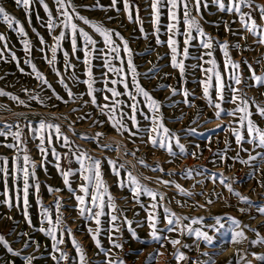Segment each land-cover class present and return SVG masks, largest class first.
Returning <instances> with one entry per match:
<instances>
[{
  "label": "rangeland",
  "instance_id": "rangeland-1",
  "mask_svg": "<svg viewBox=\"0 0 264 264\" xmlns=\"http://www.w3.org/2000/svg\"><path fill=\"white\" fill-rule=\"evenodd\" d=\"M71 2L81 16L118 32L124 40L128 41L133 63L137 66L138 83L150 93L152 98L160 102L159 115L162 116L165 127L179 138L180 144L184 145L185 152L180 153L175 140L172 141V148L176 155H172L166 149L153 147L148 142L147 136H131L128 132L116 131L107 117L101 114L98 105L102 106L113 99H119L124 103L122 110L131 115L127 105L132 101L127 96L113 98L110 92L102 91L105 87H115L121 93L125 90L123 84L105 85V73L109 81L117 77L108 72L103 66L102 59H93L91 68L95 79L97 103H91L92 97L87 94V85L83 83L88 79L85 75L86 66L83 63L84 54L82 51L73 54L70 38L66 36L61 41V47L57 52L55 68L60 71L68 88L76 97L74 100L69 99L67 90L53 71V66L47 62L51 59L50 49L55 43L53 37L58 36L61 29L57 28L49 32L46 27L48 14L40 0H32L28 10L30 19L23 7L18 6L15 0H0V7L18 20L27 34L22 36L15 25L9 28L0 18V36L4 37L0 40V50L4 51V58L0 59V90L24 101V104H20L8 96H0V130L7 131L4 126L17 124L23 129L28 154L37 164L36 178L40 185L38 193L35 189H29L27 208L28 218L31 220L29 224L24 215L22 201L17 206L11 178L8 179V188L13 198V206L9 208L2 203L5 199L3 195L5 185L3 178L0 177V235L5 237L14 252L21 253L20 256H15L7 252L0 244V264H25L24 257H32V264H56L52 256L58 253L53 252L51 238L38 229L49 227L47 222L41 223V206L49 209L51 218L55 222L57 214L55 202L58 199L61 202L59 211L62 214V223L71 229V235L63 232L64 243L59 245L69 257L61 264H79L78 253L72 244L73 239L82 247L87 264H106L107 256H110L112 260L119 258L125 264H146L150 255L155 256L150 264H208L210 256L215 264H245V261L240 260V256L245 254L250 264H264V215L257 211V208L264 206V149L255 147L247 140L242 145L236 143L232 129L239 128V124L228 115L235 105L229 102L231 92L227 87L224 91L225 100L222 103L225 111L221 117L215 116L214 109L204 99L200 81L205 76L197 65L203 64V68H208L210 65L198 59L203 52L207 51L200 47V38L192 41V46L189 47V58L184 60L185 74L182 78L179 69L171 66V51L167 46L166 25L169 21L166 10L163 11L160 19L159 39L162 43L157 44L150 7L151 0H132L134 5L139 6L140 22H135V10L133 20L128 19L122 2L117 5L119 11L109 7L111 0H71ZM224 2L227 3L228 0ZM253 2L257 6H264V0H253ZM44 3L48 5L53 17H56L55 0H44ZM97 3L102 5L104 10L93 9ZM208 5L207 8L201 7L202 15L197 19L203 31L212 38L213 58L217 62L225 83H230L229 73L224 68L225 57L219 45L227 42L230 58L240 65L237 72L242 78V83L238 87L242 88L256 105L264 106V86H252L249 67L251 66L257 75H264V44L258 43L259 36L245 31L234 14L220 12L211 0H208ZM244 11L248 9L245 8ZM256 19L258 23L264 24L259 15ZM74 22L98 41V48H105L99 34L89 25L79 20ZM226 25L231 28V31L226 29ZM141 26L143 32L140 30ZM180 27L183 30L182 24ZM193 35L196 33L193 32ZM242 36L246 39H242ZM41 37L44 44L41 43ZM176 38L182 50L183 37ZM25 40L29 43L30 52L24 50ZM113 40L122 49V41L115 36ZM236 44L240 47H233ZM80 45L82 41L78 38V46ZM65 51L69 53V61L74 66L72 68L65 69L63 55ZM10 53H14L17 60H13ZM120 55L126 62L127 54L121 50ZM178 59L183 57L180 56ZM203 59L206 61L210 58L204 56ZM26 60H31V63L35 64L37 70L51 84L52 89L63 97L62 100H57L50 89L42 87L32 72L31 64L25 63ZM113 64L117 67L121 66L119 61L114 60ZM152 69L156 71L151 72ZM128 82L129 90L134 92L130 73ZM214 84L215 80H213ZM25 89H28L27 93ZM173 89L177 90L176 94H173ZM185 91L188 93L187 97L184 95ZM33 94L42 97L44 103L31 99ZM210 95L215 101L214 87L210 89ZM105 96L109 97L108 101H105ZM48 97L52 98L48 99ZM186 100L188 103L185 102ZM137 101L142 110L136 116L139 127L142 129L150 127V121L145 119V114L151 116L152 113L146 107L142 96H137ZM250 110L253 121L264 128V117L257 113L255 106H252ZM41 120L60 125L63 134L74 142L73 149L79 146L80 151H86L101 161L102 179L113 198L116 211L112 212L105 207L106 215L101 217L100 232L97 236L100 247L89 232V229H92L95 233L98 226L94 220L81 217L79 205L75 199V195H83L79 191L83 181L77 171L79 164L75 157L63 158L64 153L69 150L61 147L60 142L54 138L56 151L62 156L59 161L60 169L64 171L71 169L76 172L75 175L69 176L71 188L75 190L74 195L65 185L60 170L56 167V159L51 154L42 158L37 151L38 141L25 127L26 125L37 127ZM125 123L132 131L136 130L127 119ZM190 129H195V132H190ZM16 130L15 127L11 129V131ZM242 132L247 136L246 131L242 130ZM97 133L102 134L98 141L81 138L96 136ZM12 142L10 133L7 136H0V157L9 158V168H11V158L17 154L16 149L6 147ZM250 155L256 159L248 164L240 162L249 160ZM109 161L115 162L118 167L123 165L119 175L112 171ZM188 170H191L190 175L187 174ZM128 173H131V177L141 185L163 196V200L157 197L159 206L155 209L156 216L160 218L157 227L162 230L158 233L161 236L160 242L151 240V230L148 227V215L153 211L151 205L155 201L144 194L140 195L138 200L134 198L130 190ZM222 177L228 178L225 183L231 182L234 192L241 193L248 202L240 201L237 196L229 192L219 182ZM165 180L171 183L168 185L161 183ZM177 185L180 187L177 188ZM49 187L59 191L50 193ZM185 193H191V195H185ZM86 199L90 200V197ZM209 200L211 203H208ZM165 208L181 218L180 226L176 231H167ZM110 215L118 216L116 223L120 228L119 233L109 231ZM229 217L238 220L243 228L246 239L242 243L232 242ZM216 218H220L225 223V228L219 231L214 229ZM125 219L131 222L130 225L125 223ZM133 231L139 239L133 237ZM197 231L206 233L212 238V243H206L198 238ZM25 233L27 235H23ZM57 236L61 238L60 231L57 232ZM110 236L123 244V248L112 247ZM29 238L32 243L25 249L24 245ZM170 240H179L180 243L173 247ZM177 250L183 253L185 259L177 261L174 258L173 254ZM157 253L159 255H156Z\"/></svg>",
  "mask_w": 264,
  "mask_h": 264
},
{
  "label": "snow or ice",
  "instance_id": "snow-or-ice-1",
  "mask_svg": "<svg viewBox=\"0 0 264 264\" xmlns=\"http://www.w3.org/2000/svg\"><path fill=\"white\" fill-rule=\"evenodd\" d=\"M123 3V10L127 14L128 19L130 21L133 20V11L136 12L135 22H140L139 18V6L134 5L132 0H111L110 8H114L119 11L117 7L118 3ZM212 4L216 5L220 12L231 13L234 14L239 23L243 26V29L254 36H259L260 39L258 43L264 44V24L258 23L256 16L259 15L261 21H264V6H257L254 4L253 0H228V2H224V0H211ZM15 3L18 6L23 7L26 12V15L29 16L30 19V9L32 0H15ZM40 3L43 5L45 12L48 14V22L47 29L49 32L55 31V29L60 28L61 31L58 36H54V46L51 47V59L47 60L49 65L53 66V71L60 78V83L64 85L67 90V95L69 99H76L71 89L68 88V85L65 83L63 76L60 71L55 68V63L57 59V52L61 47V41H63L66 36L70 38L72 53L75 54L78 51H82L84 54L83 63L86 66L85 75L88 79L84 80L83 83L87 85V94L92 97L91 103L96 104L95 92L94 88L95 79L92 73V60L93 59H102L103 66L108 70V72L112 73L116 79H111L110 81L105 76V85L111 83L112 85L123 84L124 92H118L115 87L107 88L105 87L102 91H107L111 93L113 98H118L121 95L127 96L129 100L132 102L127 105L130 109L131 115L126 114L122 109L124 107V103L119 99H113L110 103H105L100 107V111L102 115L107 117V120L111 123V126L120 132H128L131 136H147L148 142L151 143L153 147H159L161 149H166L170 154L176 155L173 152L172 141L175 140L176 145L179 147V151L181 154L185 152V147L183 144L179 143V138L175 137L170 130L165 127L162 116L159 115L161 104L157 100L151 97L150 93L146 91L137 81V66L133 63L132 52L129 48L128 41L124 40V38L113 30L105 28L102 24H96L90 21L89 19L81 16L79 12L76 10V6L71 2V0H55L56 3V11L57 16L53 17L52 12L48 9V5L44 3V0H40ZM207 8L208 0H151V14L152 20L155 27L156 33V42L157 44L162 43L159 39V30H160V19L163 11L166 10L167 18L169 23L166 25L168 40L167 46L171 51V66L173 68L179 69L180 75L183 78L185 74V63L184 60L189 58V47L192 46V41L196 40L198 37L199 45L201 48L207 50L201 54L198 58L203 63L209 64L210 67L203 68V64L197 65L201 68L204 73L205 78L200 81L203 88V97L207 100L208 105L214 109V114L217 118L221 117V114L225 111L222 108V103L225 100L224 91L227 87L231 92L230 103L234 104L235 107L228 112L229 116H232L236 123L239 124V128H233L232 133L235 136L236 143L238 145H242L245 140L248 143L253 144L255 147L264 149V128L258 126L252 119L251 107L255 106L257 109V113L264 117V106L256 105L254 101L247 97V94L243 91L242 88L238 87L242 83V78L238 74L237 70L240 65L233 61L229 56V44L224 42L219 45L221 50L224 53L225 61L224 68L229 73L228 81L230 83H225L224 77L219 71L216 60L213 58V41L210 36L203 31L200 23L197 19L198 16H201V7ZM99 8L100 10H104V7L99 3L93 6V9ZM247 8L248 11H244ZM92 10V9H89ZM0 18L7 24L9 28H12L14 25L16 26V30L22 35L26 36V32L24 27L18 20L11 17L3 7H0ZM75 20L82 21L85 25H89L102 39L104 49H100L97 47L98 41L93 39V37L85 31L83 28L78 27ZM183 25L184 28L181 30L180 25ZM226 29L231 31L226 25ZM141 32H143V27L141 26ZM193 32L196 35H193ZM235 34V33H233ZM113 36L117 37L122 41L123 47L117 45L113 40ZM183 37V49L181 50L179 41L176 37ZM78 38L82 41V45L78 46ZM242 39H246V37H241ZM4 37L0 36V40H3ZM41 43L44 44V40L40 38ZM24 50L25 52H30L29 43L27 40L24 42ZM6 47V46H5ZM233 47L239 48L240 45L236 44ZM123 50L124 53L127 54V60L125 62L124 58L121 57L120 52ZM13 60H17L14 53H10ZM65 58V69L74 67L71 65L69 61V53L65 51L63 53ZM182 56L183 59H178V57ZM204 56L209 57V60H204ZM4 58V51L0 50V59ZM119 61L120 67L114 66L113 61ZM17 63H19L17 61ZM25 63L31 64L32 72L35 74V78L40 82L42 87H46L50 89L53 93V97L57 100H62L63 97L59 96L58 93L52 89L51 84L48 83L47 79L40 73L35 64L31 63V60H26ZM252 75V86H264V75H257L255 70L251 69ZM23 71V69H21ZM151 72L156 71V69L150 70ZM131 74V86L135 89L134 92L129 90V82L128 76ZM148 75L147 73L145 74ZM213 80H215V84L213 85ZM163 87V86H162ZM215 88L216 91V100L212 99L210 95V89ZM26 93L28 89L24 90ZM173 94H176V89H173ZM185 97L188 96V93L185 91ZM0 96H8L10 99L17 101L20 104H24L23 100H19L18 97L11 95L10 93L4 92L0 90ZM137 96H142L144 101L146 102V107L152 113L151 116L145 114V119L150 121V127L140 128L139 123L136 119L137 113L142 111L139 107V102L137 101ZM52 97H48L51 99ZM31 99L38 100L40 103H44V100L39 95H31ZM105 101L109 100L108 96L104 97ZM188 103V101H185ZM87 103V102H86ZM191 106V105H189ZM125 119L131 122L132 127L135 128V131H132L128 128L125 123ZM15 127L16 131H11V129ZM33 138L38 141L37 151L41 154L42 158H46L48 154H51L57 161L56 167L60 170V173L63 177L64 183L68 186V190L73 192L75 195V190L71 188L69 183V176L75 175L76 172H73L71 169L64 171L60 169V163L62 156L60 153L56 151L54 146V138L56 141L60 142L61 147L67 148L69 151L64 153L63 158H69L70 156H74L76 162L79 164V169L77 170L81 176L82 183L79 186V191L83 193V195H75V199L79 205V213L81 217H84L89 220H94L95 224L98 226L96 232L93 233L92 229H89L90 234H92V239L96 242L97 246L100 247V242L97 239L98 233L100 232L99 225L101 224V217L106 215L105 207L111 209L112 212L116 211L115 204L113 202L112 196L109 194L108 187L104 183L102 179L101 173V161L96 159L92 155L88 154L86 151H80L79 146H76L73 149V141L69 139L67 135H64L60 125L54 124L47 120H41L37 127H33L31 125H26ZM71 127V125H69ZM5 130H0V136H7L9 133L12 137V143H8L6 147L9 149H16L17 154L11 158V168H9V158L0 157V177L3 178V182L5 185L4 189V201L2 203L6 204L9 208L13 206L12 203V195L10 194V190L8 188V179L11 178L13 181V191L15 193V200L17 202V206L22 201L24 208V215L28 219V223L31 224L30 218H28L27 208H28V197H29V189H35V191L39 192V183L36 178V168L37 164L32 160L30 155L28 154L27 149V140L25 139V133L23 129L20 128V125H6L4 126ZM242 130L246 131L247 136H245ZM190 132L194 133L195 129H190ZM101 133H97L96 136H83L81 138L98 141V138L101 136ZM227 143V142H226ZM107 147V146H105ZM246 151V149H243ZM259 155V154H258ZM237 159H239V154H237ZM256 159V157L249 156V160L244 161L241 160V163L248 164L251 160ZM143 163V162H141ZM111 165L112 171L119 175L120 168L123 167L117 166L115 162L109 161ZM187 174H191V170L187 171ZM129 183L131 184V191L134 196L138 200L139 196L144 194L149 197L155 203L151 205L153 209L152 212L148 215V227L150 231L151 240L160 242L161 236L158 234L161 229H158L157 224L160 222V218L156 216L155 209L159 206V200L157 197L159 196L160 200H163V196L153 192L148 189L146 186L141 185L135 178L131 177V173H128ZM228 178H221L220 183L224 185L229 192H232L237 198L242 202H248L247 198L244 197L239 192H234L232 188L231 182L225 183V180ZM165 185L170 184V181H161ZM22 185V186H21ZM180 186L177 185V188ZM90 189H92L90 191ZM59 191V189H52L49 187V192ZM181 191H183L181 189ZM185 195H191V193H185ZM105 196H107V200H105ZM90 197V200L86 198ZM39 204V199L37 200ZM208 203H211L209 200ZM61 206V202L59 199L55 202V207L57 209L55 222L51 218L49 209L47 207L41 206V223L47 222L49 227L45 229L44 227H40L38 230L44 233L47 237H50L52 240V248L54 253H58V255H53L52 259L56 262V264H61L62 261H66L69 259L67 252L62 250L59 245L64 243L62 238L63 232H67L71 235V229H68L62 223V214L59 209ZM243 211V209H241ZM257 211L264 215V206L257 208ZM165 220L167 225V231H176L179 228L181 223V218L177 217L175 213L170 212L167 208L164 209ZM118 216L110 215V224L111 228L110 232L119 233L120 228L117 226ZM231 228L230 231L232 233V242L233 243H242L245 239V232L241 227L238 220L229 217ZM125 223L130 225L131 222H128L125 219ZM215 230L219 231L220 229L225 228V223L221 221L220 218H216L215 225L213 226ZM131 230V229H130ZM61 232V238H58L57 232ZM23 235H27L26 233ZM132 235L134 238L136 237V233L133 231ZM196 235L198 238L203 239L206 243H212V238H210L206 233L197 231ZM110 241L112 242V247L116 249H122L123 244L118 243L115 237L110 236ZM173 247L179 244V240H170L169 241ZM32 243L31 238L24 245V248L30 246ZM0 244H2L7 252L12 253L15 256H20V252H14L11 246L8 244L7 240L3 235H0ZM72 244L75 247L78 257L79 264H87L85 253L82 247L75 241L72 240ZM163 246V244H161ZM37 247L39 245L37 244ZM156 255H159L157 253ZM174 258L177 261L185 259L183 253H180L178 250L173 254ZM155 258V256L150 255L146 264H150V262ZM32 257H24L25 264H32ZM240 260L245 261V264H250V261L246 260V254L240 256ZM106 264H125V262L119 258L116 260H112L110 256H107ZM208 264H215L212 257H209Z\"/></svg>",
  "mask_w": 264,
  "mask_h": 264
}]
</instances>
